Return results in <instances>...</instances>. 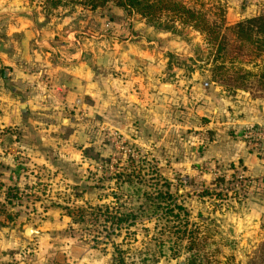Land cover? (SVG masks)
I'll return each mask as SVG.
<instances>
[{"label": "crops", "instance_id": "crops-1", "mask_svg": "<svg viewBox=\"0 0 264 264\" xmlns=\"http://www.w3.org/2000/svg\"><path fill=\"white\" fill-rule=\"evenodd\" d=\"M218 1L237 20L264 12V0ZM29 4L0 0V252L30 239L39 245L32 264L43 261L58 234L76 227L66 212L92 206L96 188L87 174L95 164L84 149L99 153L103 134L143 139L147 125L171 133L181 151L184 139L193 151L198 139L205 142L199 160L213 177L242 169L253 196L264 201V160L238 139L264 129V103L245 92L231 95L209 77L168 79L157 48L172 33L149 38L154 28L113 5L100 15L88 12L93 20L85 26L58 18L64 27L51 30L48 14L47 27L36 28L34 1ZM28 228L37 234L26 237ZM61 243L72 250L84 245Z\"/></svg>", "mask_w": 264, "mask_h": 264}, {"label": "rangeland", "instance_id": "rangeland-1", "mask_svg": "<svg viewBox=\"0 0 264 264\" xmlns=\"http://www.w3.org/2000/svg\"><path fill=\"white\" fill-rule=\"evenodd\" d=\"M28 1L29 5L34 1L37 29L47 27L45 19L47 14L54 20L51 30L53 28L59 30L64 27L63 24L70 21L76 26H85L93 20V17L88 15L89 11L81 7L69 5L50 12L49 7L44 4L45 0ZM186 2L189 7L205 12L209 20L217 24L221 23L222 18L226 22L229 18L236 23L252 18L245 16L237 20L233 12L232 15L227 16L223 4L218 0H186ZM110 5L113 4L98 10V15L106 12ZM86 15L87 17H84ZM130 16L142 20L139 16ZM58 18H61L63 24H60ZM143 23L151 27L144 20L141 24ZM128 24L132 23L128 21L127 27ZM152 32L149 38L153 39L158 33L163 36L168 33L163 30ZM176 32L178 33L172 34V37L160 39L161 43L157 48V53L159 50L163 51L167 78L175 76L173 78L175 81L180 80L185 83L201 80L202 77L210 78L208 46L204 37L191 28L184 29L180 26L177 27ZM246 68L252 69V66ZM20 86L24 85L20 84ZM24 90L25 88L20 89V91ZM258 101L264 103L262 100ZM36 118L32 115L31 121L34 122ZM195 125L197 127L199 122ZM154 126L157 125H147L143 139L134 138L133 133L126 139L120 137L122 140L120 144L122 142L125 146L124 151L113 147L112 136L104 134L99 136L101 147L99 153L103 158L112 157V165L126 168L127 164L124 160L127 156L133 155L137 161L145 160L153 170L148 169L149 166L146 164H135L136 170L133 176L138 179L133 178V180L140 187V195L133 196L129 195L127 187L124 190L120 189L115 179V181L111 179L109 181L108 178L106 180V175L102 171L97 172L94 166L87 174L88 183L96 188L91 194L92 206H108L111 208L109 211L114 215L117 209L121 210L120 213L128 210L139 212L138 209H149L151 205L165 207L173 201L174 205L182 207L187 212V217L183 214L178 218L162 217V215L140 217L134 226L123 225L125 227H122L117 237L109 240L102 238L98 245L89 237L87 243L79 245L74 250L61 243V239H65L64 232H61L58 234V240H54L46 247L45 251L49 253L38 264H188V260L193 256H199L205 263L210 264H250V262L264 264V201L253 196L254 191L251 188L247 192L236 189L233 178L235 174L244 171L233 168V172L226 173L232 174L231 180L217 185L215 184L217 178L213 177L205 163L199 160L205 150V142L198 139L199 144L193 151L190 140L188 142L184 139L180 147L184 151H181L177 147L179 140L176 141L171 133H164L159 127ZM194 132L198 133L197 130ZM163 134L170 135V138L163 137ZM143 135L141 134V137ZM192 137L188 136V139L191 138V143ZM195 138L197 139V135ZM121 152L123 156L120 155ZM119 155L120 164L117 161ZM127 171L129 172L126 173H130V169ZM113 194L116 196L113 197ZM167 194L172 196V199L169 200ZM146 197L152 199L145 200ZM96 198H100V204H97ZM61 199L62 202L68 201L67 196L62 195ZM82 206L84 205H77V207ZM75 209L71 207V211ZM66 213L68 214L69 211ZM71 228L77 230L79 226ZM25 240L28 242L30 239H24L22 246L17 249L0 252V264H32L39 245L37 242L27 243Z\"/></svg>", "mask_w": 264, "mask_h": 264}, {"label": "trees", "instance_id": "trees-1", "mask_svg": "<svg viewBox=\"0 0 264 264\" xmlns=\"http://www.w3.org/2000/svg\"><path fill=\"white\" fill-rule=\"evenodd\" d=\"M44 4L49 7L50 12L70 5L93 13L113 4L127 15L139 16L155 30L174 34L178 33V26L191 28L204 37L208 46L210 82L227 93L245 92L252 100L264 101V13L230 26L223 18L220 24L210 21L205 12L189 7L186 0H45ZM246 66H252V69H247ZM83 155L95 164L97 172L102 171L106 175V180L115 179L120 189L127 187V192L133 196L140 195V187L133 180L138 179L133 176L135 164H146L148 169H152L145 160L137 161L132 155L124 160L126 168L114 166L112 157L103 158L93 147L85 148ZM120 155L123 156L122 152ZM120 155L117 158L118 164L121 162ZM127 169H130V173H126L129 172ZM215 171L218 173L220 167H215ZM224 177H218L215 184L223 183ZM250 187L251 184L241 186L246 192ZM114 196L116 195L113 194ZM168 196L169 200L172 199V196L167 194ZM151 199L146 197L145 200ZM110 209L108 206L85 204L73 211L69 210L68 215L72 218L73 225L79 228H70L64 233V237L83 243H87L90 237L98 245L102 238L109 240L117 237L122 227H125L123 225L134 226L140 217L162 215L178 218L180 214L187 217V212L174 205L173 201L165 207L151 205L149 209H138L139 212L128 210L120 213L121 210L117 209L113 215ZM188 264L210 263H205L199 256H193Z\"/></svg>", "mask_w": 264, "mask_h": 264}, {"label": "built area", "instance_id": "built-area-1", "mask_svg": "<svg viewBox=\"0 0 264 264\" xmlns=\"http://www.w3.org/2000/svg\"><path fill=\"white\" fill-rule=\"evenodd\" d=\"M112 136L113 140L111 142L114 144L116 150L124 151V145L120 144L121 138L119 136ZM238 139L244 142L250 151L255 152L260 158L264 160V129H248L241 134H239ZM133 156V155H132ZM234 175V174H233ZM231 175H225L224 181L231 180ZM236 184V189L241 191L244 190L241 186L251 184L243 173L235 174L233 178Z\"/></svg>", "mask_w": 264, "mask_h": 264}, {"label": "water", "instance_id": "water-1", "mask_svg": "<svg viewBox=\"0 0 264 264\" xmlns=\"http://www.w3.org/2000/svg\"><path fill=\"white\" fill-rule=\"evenodd\" d=\"M34 234H37V232H36L33 228H28V229L25 231V236H26V237H31V236H33Z\"/></svg>", "mask_w": 264, "mask_h": 264}]
</instances>
